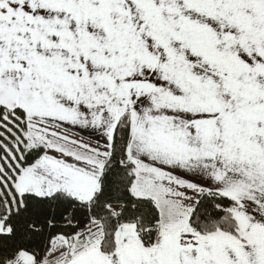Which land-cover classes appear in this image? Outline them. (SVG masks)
Segmentation results:
<instances>
[{"label": "snow or ice", "instance_id": "snow-or-ice-1", "mask_svg": "<svg viewBox=\"0 0 264 264\" xmlns=\"http://www.w3.org/2000/svg\"><path fill=\"white\" fill-rule=\"evenodd\" d=\"M0 264H264V0H0Z\"/></svg>", "mask_w": 264, "mask_h": 264}]
</instances>
